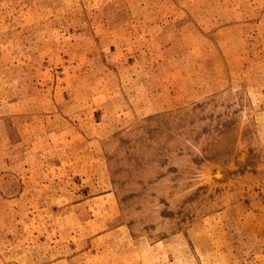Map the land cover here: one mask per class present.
I'll return each instance as SVG.
<instances>
[{"label": "rangeland", "instance_id": "1", "mask_svg": "<svg viewBox=\"0 0 264 264\" xmlns=\"http://www.w3.org/2000/svg\"><path fill=\"white\" fill-rule=\"evenodd\" d=\"M0 264H264V0H0Z\"/></svg>", "mask_w": 264, "mask_h": 264}]
</instances>
